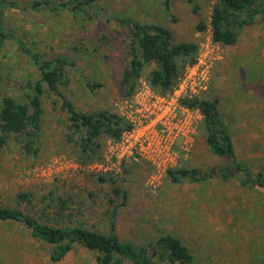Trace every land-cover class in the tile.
I'll list each match as a JSON object with an SVG mask.
<instances>
[{"label":"rangeland","instance_id":"374dc122","mask_svg":"<svg viewBox=\"0 0 264 264\" xmlns=\"http://www.w3.org/2000/svg\"><path fill=\"white\" fill-rule=\"evenodd\" d=\"M67 1L56 0V5ZM194 2L198 15L186 0H173L169 13L163 0H100L90 11L92 19L62 10L55 14L7 8L2 16L8 39L0 54V97H18L38 79L31 55L62 57L72 67L61 92L78 111L109 109L121 115L123 102L130 100L124 99L119 85L128 56L127 30L118 20L164 26L177 41L198 43L194 65L201 62L207 68L208 87L197 97L219 99L237 159L264 170V21L245 28L236 45L220 46L212 42L210 29L195 30L216 0ZM149 70L145 67L140 90L149 89L144 81ZM93 84L100 87L91 90L88 85ZM43 88L39 155L27 157L12 139L0 147V206L19 207L49 222L86 224L103 233L112 222L121 240L137 245L169 233L187 246L194 264H264L262 194L217 179L174 184L166 172L156 173L146 162L125 159L116 164L109 155L110 140L101 161L83 164L63 141L61 101ZM195 137L188 152L176 150L173 167L181 161L203 172L225 163L207 150L202 137ZM115 189L125 193L124 205ZM21 194L30 195L31 204H19ZM48 252L49 246L34 240L21 224L0 222V264H97L95 255L81 246L57 263Z\"/></svg>","mask_w":264,"mask_h":264},{"label":"trees","instance_id":"16d2710c","mask_svg":"<svg viewBox=\"0 0 264 264\" xmlns=\"http://www.w3.org/2000/svg\"><path fill=\"white\" fill-rule=\"evenodd\" d=\"M97 1L100 0H68L65 4L56 5V0H26L23 4L20 1L0 0V54L8 39L2 17L5 9L55 11V14L62 10L71 12L75 17L92 19L90 11ZM172 2L163 0L166 13L170 12ZM186 2L192 13L198 15L200 8L194 0ZM70 5L72 7L67 10L66 7ZM118 21L127 30V65L119 78L124 99L132 100L140 91L145 67H150L144 79L149 89L158 96L172 94L187 67L196 63L198 43L177 41L173 32L164 26L132 19ZM258 21H264V0H216L209 16L200 18L195 30L203 33L210 29L214 44L234 46L242 31ZM31 62L36 68L38 79L32 85L28 84L29 91L21 92L18 97H0V147L6 146L12 139L27 157L39 155L44 115L41 96L46 86L47 93L61 101V112L65 117L63 141L71 148V154L83 164L101 161L106 142H118L130 130L128 121L109 109L88 113L78 111L61 92V88L68 83L67 69L72 67L64 58L46 59L35 54L31 55ZM88 86L91 90L100 87L99 84ZM180 104L199 112L202 119L196 140L202 137L207 150L225 163L210 166L202 172L198 168L189 169L179 161L176 167L167 170L166 178L174 184L210 179L233 181L240 188L264 197V170L256 171L247 162L237 159L232 135L219 110V99L196 96L182 99ZM99 179L105 181L102 177ZM114 194L121 196L124 205L125 193L115 189ZM17 202L31 204L32 200L30 195L21 194ZM0 222L24 226L34 240L49 246V259L54 263L61 261L75 246H81L95 255L97 264H194V256L187 246L169 233L158 234L153 240L137 245L121 240L112 222L109 231L103 233L88 228L86 224L71 225L58 220L49 222L46 217L36 216L34 212L9 206H0Z\"/></svg>","mask_w":264,"mask_h":264},{"label":"built area","instance_id":"2783aa9c","mask_svg":"<svg viewBox=\"0 0 264 264\" xmlns=\"http://www.w3.org/2000/svg\"><path fill=\"white\" fill-rule=\"evenodd\" d=\"M208 87V70L199 62L187 69L174 92L158 96L141 89L123 102L121 116L130 124L118 142H109V155L120 164L125 159L149 163L156 173L175 164L176 150L189 151L196 135L197 110L183 107L180 100L196 97ZM198 118H194L193 115Z\"/></svg>","mask_w":264,"mask_h":264}]
</instances>
